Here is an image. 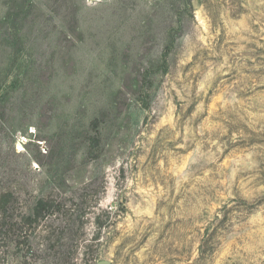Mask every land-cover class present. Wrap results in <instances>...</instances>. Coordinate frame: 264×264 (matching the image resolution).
Here are the masks:
<instances>
[{
	"label": "rangeland",
	"instance_id": "rangeland-1",
	"mask_svg": "<svg viewBox=\"0 0 264 264\" xmlns=\"http://www.w3.org/2000/svg\"><path fill=\"white\" fill-rule=\"evenodd\" d=\"M0 264H264V0H0Z\"/></svg>",
	"mask_w": 264,
	"mask_h": 264
},
{
	"label": "trees",
	"instance_id": "trees-1",
	"mask_svg": "<svg viewBox=\"0 0 264 264\" xmlns=\"http://www.w3.org/2000/svg\"><path fill=\"white\" fill-rule=\"evenodd\" d=\"M56 211L57 205L53 202L48 200H38L35 204L32 215L22 217L19 223L23 226H33L45 217L54 215ZM19 223H15V225L18 226Z\"/></svg>",
	"mask_w": 264,
	"mask_h": 264
}]
</instances>
